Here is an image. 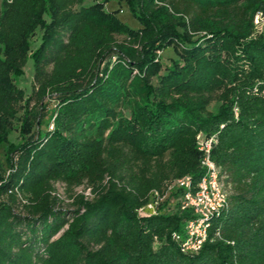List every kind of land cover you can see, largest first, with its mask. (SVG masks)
<instances>
[{"label":"trees","instance_id":"obj_1","mask_svg":"<svg viewBox=\"0 0 264 264\" xmlns=\"http://www.w3.org/2000/svg\"><path fill=\"white\" fill-rule=\"evenodd\" d=\"M105 2L0 0V264H264L251 237L264 226V30L253 21L264 0H126L135 28ZM168 46L177 57L161 71L156 50ZM28 56L25 93L13 78ZM48 96L55 123L32 136ZM19 110L27 136L9 142ZM199 133H217L210 157L230 193L199 251L185 253L172 233L191 210L136 209L169 181L199 179ZM80 186L89 199L74 195Z\"/></svg>","mask_w":264,"mask_h":264},{"label":"built area","instance_id":"obj_2","mask_svg":"<svg viewBox=\"0 0 264 264\" xmlns=\"http://www.w3.org/2000/svg\"><path fill=\"white\" fill-rule=\"evenodd\" d=\"M215 142L214 135L207 136L203 133L197 135V146L202 151L200 159L202 172L196 182L188 174L169 181L162 190H152L149 200L136 209L140 217L168 211L169 205L176 203L182 210H191L192 215L185 221L182 231L172 233L180 250L185 253L199 251L209 237L212 218L228 205L227 192L220 180V169L210 157V149ZM175 191L177 195L168 200L170 194Z\"/></svg>","mask_w":264,"mask_h":264},{"label":"rangeland","instance_id":"obj_3","mask_svg":"<svg viewBox=\"0 0 264 264\" xmlns=\"http://www.w3.org/2000/svg\"><path fill=\"white\" fill-rule=\"evenodd\" d=\"M95 1H105V0H85V4H89ZM105 9L109 11H115L116 16L123 21L125 24H127L130 27H138L140 26L139 20L132 14L130 11L129 5L126 2V0H106L104 4ZM254 21V29L256 32L260 33L264 30V13L262 11H257L253 18ZM40 33L41 30L37 28L30 38L31 41V48L36 47L40 42ZM118 40H121L123 36L117 35L116 36ZM176 52L174 51V48L171 46L166 47L165 49L156 50V58L155 60L158 61L161 64V71L164 69L166 65H169L171 62V59L176 58ZM116 58V54L114 52H111L105 61L102 63L101 67H103L104 64L113 62ZM33 76V58L28 56L26 63L24 64L21 73L14 77L13 80L17 84L18 87H20L25 93H29L31 89V81ZM255 91V85L252 86L251 89L248 91L241 90L240 93L237 95L236 99H241V102L245 101V96L248 95L249 92ZM42 104L44 107L37 106L35 107L34 111L36 115L38 116L40 120V126L37 127V125H34L31 132L32 136L35 134V130L39 128L41 131H44L46 127L49 129L53 127L55 123V119L57 117V111L53 110L54 108V99L51 97H46L43 99ZM219 102L217 100H214L211 102L208 106V109L210 111H215L218 107ZM233 116L237 118L239 116V108L237 104L233 107ZM23 118L22 110H19L15 117H13L9 123L10 126V132L8 135V141L9 142H20L23 140L27 135L20 133V124ZM223 124H220L219 128H222ZM28 134V135H29ZM215 137L217 136V133L212 134ZM5 144H2L0 146V162L2 163V166L4 167V160H5V150H4ZM56 193L59 195L60 199L63 201V205L65 207H71L74 201V197H72L71 192L66 190V187L62 183H56L55 184ZM226 192L230 193L229 185L226 187ZM74 195L75 194H82L84 196V199H89L90 195L88 193V190L83 187H77L73 190ZM213 238H224L222 233L219 231V229L215 230L213 232ZM251 237L254 238L255 244L254 246L258 249L264 248V226L261 230L251 232ZM257 237V239H256ZM232 243V242H231Z\"/></svg>","mask_w":264,"mask_h":264}]
</instances>
